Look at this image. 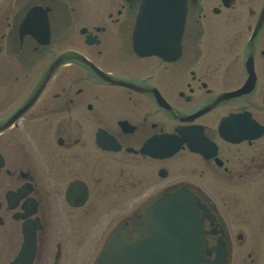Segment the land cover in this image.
Listing matches in <instances>:
<instances>
[{
	"label": "flooded vegetation",
	"instance_id": "obj_1",
	"mask_svg": "<svg viewBox=\"0 0 264 264\" xmlns=\"http://www.w3.org/2000/svg\"><path fill=\"white\" fill-rule=\"evenodd\" d=\"M143 2L0 0V264L26 239L30 264H127L107 247L160 197L209 204L195 173H264V0H186L172 59L135 50Z\"/></svg>",
	"mask_w": 264,
	"mask_h": 264
},
{
	"label": "water",
	"instance_id": "obj_2",
	"mask_svg": "<svg viewBox=\"0 0 264 264\" xmlns=\"http://www.w3.org/2000/svg\"><path fill=\"white\" fill-rule=\"evenodd\" d=\"M153 0H146L137 25V42L143 41V27L156 26L159 35L170 34V52L179 40L184 26L185 0H159L158 8H150ZM144 12V13H143ZM264 17L262 18V21ZM149 41V40H148ZM151 43V42H149ZM198 198L187 190L165 196L159 200L148 215L147 231L140 241L146 244L143 248L154 251L146 256L152 264H203L206 251V230L204 218L195 207ZM205 217L214 221L215 217L207 208H203ZM217 259L211 264H225L226 252L223 245L216 248Z\"/></svg>",
	"mask_w": 264,
	"mask_h": 264
},
{
	"label": "rangeland",
	"instance_id": "obj_3",
	"mask_svg": "<svg viewBox=\"0 0 264 264\" xmlns=\"http://www.w3.org/2000/svg\"><path fill=\"white\" fill-rule=\"evenodd\" d=\"M195 174V181L204 186L206 196L217 207L230 231L231 264H264V173L245 176L235 185L231 176L222 173H206L204 177ZM237 185L241 190L236 194ZM118 211L112 207L107 213L113 216ZM93 233L99 234V229ZM239 234H243V239H238Z\"/></svg>",
	"mask_w": 264,
	"mask_h": 264
}]
</instances>
